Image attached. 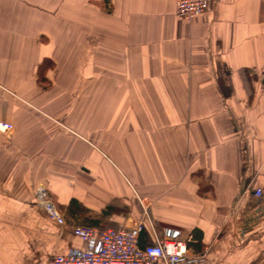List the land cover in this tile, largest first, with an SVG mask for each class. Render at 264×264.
<instances>
[{"label":"crops","instance_id":"0c3cea01","mask_svg":"<svg viewBox=\"0 0 264 264\" xmlns=\"http://www.w3.org/2000/svg\"><path fill=\"white\" fill-rule=\"evenodd\" d=\"M0 121V264L140 223L207 264H264V0L191 20L177 0H0Z\"/></svg>","mask_w":264,"mask_h":264},{"label":"built area","instance_id":"2783aa9c","mask_svg":"<svg viewBox=\"0 0 264 264\" xmlns=\"http://www.w3.org/2000/svg\"><path fill=\"white\" fill-rule=\"evenodd\" d=\"M213 0H177V14L191 20L206 13ZM14 130L10 123L0 121V132L9 134ZM36 201L46 215L59 225L65 221L51 200L44 186L36 189ZM263 190L256 195L261 197ZM80 238L90 248L80 256H53L48 264H207L205 255H194L180 232L167 230L164 236L145 246L140 245V234L144 226L136 229H107L76 227Z\"/></svg>","mask_w":264,"mask_h":264},{"label":"trees","instance_id":"16d2710c","mask_svg":"<svg viewBox=\"0 0 264 264\" xmlns=\"http://www.w3.org/2000/svg\"><path fill=\"white\" fill-rule=\"evenodd\" d=\"M102 230H107V229H102ZM143 233V232H142ZM141 233V234H142ZM141 236V235H140ZM140 245L143 247V246H145V245H147V242H146V237L144 236V234H142V236H141V239H140ZM187 245H188V243H187Z\"/></svg>","mask_w":264,"mask_h":264},{"label":"rangeland","instance_id":"374dc122","mask_svg":"<svg viewBox=\"0 0 264 264\" xmlns=\"http://www.w3.org/2000/svg\"><path fill=\"white\" fill-rule=\"evenodd\" d=\"M141 224V223H140ZM139 225V224H138ZM138 225H136V228L138 227ZM115 226H113V227H110V228H114ZM116 228V227H115ZM128 229H134V228H129V227H127Z\"/></svg>","mask_w":264,"mask_h":264}]
</instances>
